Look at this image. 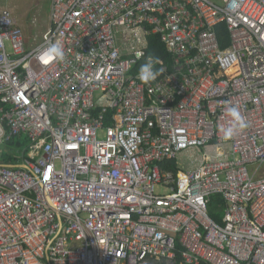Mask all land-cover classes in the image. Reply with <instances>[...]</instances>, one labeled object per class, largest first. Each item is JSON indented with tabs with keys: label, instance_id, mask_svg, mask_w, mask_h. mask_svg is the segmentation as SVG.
Returning <instances> with one entry per match:
<instances>
[{
	"label": "built area",
	"instance_id": "2783aa9c",
	"mask_svg": "<svg viewBox=\"0 0 264 264\" xmlns=\"http://www.w3.org/2000/svg\"><path fill=\"white\" fill-rule=\"evenodd\" d=\"M49 19L27 49L0 10V148L25 140L0 164V264H264V0H51ZM151 35L172 63L143 82Z\"/></svg>",
	"mask_w": 264,
	"mask_h": 264
},
{
	"label": "rangeland",
	"instance_id": "374dc122",
	"mask_svg": "<svg viewBox=\"0 0 264 264\" xmlns=\"http://www.w3.org/2000/svg\"><path fill=\"white\" fill-rule=\"evenodd\" d=\"M51 0H0V10L6 8L12 12L21 28L27 49L38 45L44 32V22L48 20ZM36 23L33 24V20ZM179 167L188 168L185 156L178 158ZM185 167V168H184Z\"/></svg>",
	"mask_w": 264,
	"mask_h": 264
},
{
	"label": "trees",
	"instance_id": "16d2710c",
	"mask_svg": "<svg viewBox=\"0 0 264 264\" xmlns=\"http://www.w3.org/2000/svg\"><path fill=\"white\" fill-rule=\"evenodd\" d=\"M222 33L226 37V32H224V30ZM147 56L148 57L152 56L156 58L158 62L161 61L168 67L171 66V63H172L171 56L166 52L164 45L161 43L159 37L156 35H151L148 38ZM158 62L156 63L157 65H158ZM24 143H25L24 139L22 140V139L17 138L15 140H12V142H9L8 144H6L5 147H1L0 148V164H11V165L16 164L18 157L14 159V155L9 154V153L14 152L15 155H20L21 151L23 150ZM169 166L173 168V170H176V166L174 162H171ZM220 203L222 204L220 197H216V196H214L210 201V206H209V209L211 211L210 215L216 221H218V219L216 216H214L215 210L217 209L215 207Z\"/></svg>",
	"mask_w": 264,
	"mask_h": 264
},
{
	"label": "clouds",
	"instance_id": "9594fccd",
	"mask_svg": "<svg viewBox=\"0 0 264 264\" xmlns=\"http://www.w3.org/2000/svg\"><path fill=\"white\" fill-rule=\"evenodd\" d=\"M48 55H54L56 57L62 56V51L58 45H51L49 47ZM158 61L156 58L149 56L146 58L145 63L142 64L138 71V79L143 82H148L154 80L158 74L154 65ZM226 116L228 117L227 125L221 128L223 138L225 140H230L235 135L239 134L245 128V122L240 115L238 106H231L226 109Z\"/></svg>",
	"mask_w": 264,
	"mask_h": 264
},
{
	"label": "crops",
	"instance_id": "0c3cea01",
	"mask_svg": "<svg viewBox=\"0 0 264 264\" xmlns=\"http://www.w3.org/2000/svg\"><path fill=\"white\" fill-rule=\"evenodd\" d=\"M3 9H6V8H3ZM8 10V9H7ZM10 11V10H9ZM11 12V11H10ZM12 13V12H11ZM49 17H50V8H49ZM49 17H48V20L47 21H45L44 22V28H45V30H44V32L47 30V28H48V26H49V23H50V19H49ZM16 20V19H15ZM17 21V20H16ZM36 23V20L34 19L33 20V24H35ZM43 32V33H44ZM42 33V34H43Z\"/></svg>",
	"mask_w": 264,
	"mask_h": 264
},
{
	"label": "bare ground",
	"instance_id": "6f19581e",
	"mask_svg": "<svg viewBox=\"0 0 264 264\" xmlns=\"http://www.w3.org/2000/svg\"><path fill=\"white\" fill-rule=\"evenodd\" d=\"M185 168V167H184ZM217 197V196H216ZM216 208V207H215ZM215 210V209H214ZM211 212V211H210Z\"/></svg>",
	"mask_w": 264,
	"mask_h": 264
}]
</instances>
